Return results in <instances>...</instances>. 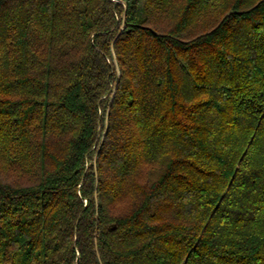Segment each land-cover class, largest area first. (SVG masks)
<instances>
[{
    "label": "trees",
    "instance_id": "1",
    "mask_svg": "<svg viewBox=\"0 0 264 264\" xmlns=\"http://www.w3.org/2000/svg\"><path fill=\"white\" fill-rule=\"evenodd\" d=\"M0 264H264V0H0Z\"/></svg>",
    "mask_w": 264,
    "mask_h": 264
},
{
    "label": "water",
    "instance_id": "2",
    "mask_svg": "<svg viewBox=\"0 0 264 264\" xmlns=\"http://www.w3.org/2000/svg\"><path fill=\"white\" fill-rule=\"evenodd\" d=\"M115 2H118V0H114Z\"/></svg>",
    "mask_w": 264,
    "mask_h": 264
}]
</instances>
